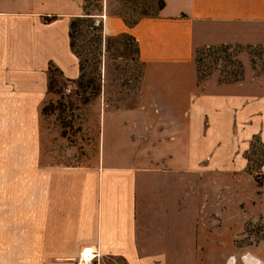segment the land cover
Listing matches in <instances>:
<instances>
[{
  "label": "crops",
  "instance_id": "obj_1",
  "mask_svg": "<svg viewBox=\"0 0 264 264\" xmlns=\"http://www.w3.org/2000/svg\"><path fill=\"white\" fill-rule=\"evenodd\" d=\"M84 3L0 0V171L10 178L0 185V264H78L86 245L98 252L95 264H264V248L235 247L246 217L229 223L226 214L217 225L203 178L225 150L234 189L237 174L247 188L241 200L264 221V179L247 173L246 155L254 139L264 143V71L241 53L242 80L199 82L195 60L202 47L264 48V0H164L158 17L133 27L92 15L105 37L137 40L144 64L137 104L104 111L97 161L40 162L27 173L23 145L36 139L11 136L9 124L23 129L26 112L42 110L51 69L79 77L69 31ZM257 170L264 176V160Z\"/></svg>",
  "mask_w": 264,
  "mask_h": 264
},
{
  "label": "rangeland",
  "instance_id": "obj_2",
  "mask_svg": "<svg viewBox=\"0 0 264 264\" xmlns=\"http://www.w3.org/2000/svg\"><path fill=\"white\" fill-rule=\"evenodd\" d=\"M84 6L86 13L93 16L107 13L117 17L125 16L128 21L135 20L143 14L153 16L158 11L157 0H86ZM95 19L98 20V17ZM91 37L92 34H89L88 30L81 28L77 38L79 55L84 62L85 79L90 83L87 86L86 96L91 99L88 102L84 101L85 94H82L78 86L79 77L75 80L68 79L54 69L49 79V81L52 79L51 89L49 88L42 110L26 112L23 129L19 127L20 130H17L15 126L9 124L11 136L25 135L27 139L29 137L36 139V143L33 140L28 143L29 140H27V143L23 145L27 173L40 162L46 165L76 166L97 161L100 152V126L104 111L128 109L137 104L144 64L137 58L135 43L128 41L127 38L110 37L108 40H103L101 44H95L91 41L93 39ZM218 51L215 53L214 50L205 49L200 54L202 60L198 68L201 78L216 76L223 81L232 78L233 73L240 75L244 70V65L239 59L241 53H249L256 73L264 71V48L262 47L251 49L234 47L227 53ZM86 59L87 62L84 61ZM91 78L96 80L99 87L97 96L94 95L97 86L91 83L89 80ZM0 131L4 130L0 128ZM179 133L180 130L177 129L175 136L178 137ZM178 142L176 140V146ZM222 146L211 145L213 148ZM249 148L246 155L250 170H247V173L255 174L254 179L257 183H261L264 176L256 173L264 160V143L254 139ZM219 153L218 158L211 161L216 169L203 175L204 185H207V190L210 191L208 203L210 206L213 205L212 212L218 210L219 213L217 225L223 226V215L227 214L229 223L238 220L239 216H244L245 222L234 232L235 247L252 251L264 248L263 216L252 213L250 201L241 200L244 194L247 196V188L241 185L243 177L237 174L232 176L233 183L240 184L239 193H237L231 182L232 158L225 150ZM185 160H187L186 163L190 162L189 158ZM143 162L145 163L146 160ZM202 164L206 170L210 166L206 158ZM9 179V173L4 175L0 171V185L5 181L7 183ZM243 182L246 183L244 179ZM237 197L240 199L237 200ZM225 205L227 208L222 209ZM247 214L249 215L246 216Z\"/></svg>",
  "mask_w": 264,
  "mask_h": 264
},
{
  "label": "trees",
  "instance_id": "obj_3",
  "mask_svg": "<svg viewBox=\"0 0 264 264\" xmlns=\"http://www.w3.org/2000/svg\"><path fill=\"white\" fill-rule=\"evenodd\" d=\"M157 7H158L157 14L153 15V16L143 14L139 18L132 20V21H128V19L125 16H120V18L123 19V21L126 23L127 26L133 27V26L137 25L144 18H156V17H158L160 11L164 8V0H157ZM55 18L56 17H51V18H48L46 20L50 21V20H53ZM81 28L85 29V31L88 30L89 34L90 33L92 34L91 38H93V39L91 41L94 42L95 44H101V43H103V40H105V39L108 40L110 37L104 36L103 23L102 22L97 23V20L95 19V17L92 16V14L86 13L85 15L76 17L71 21L70 31H69L70 47H71V50L73 51V53L75 54V56L78 60V64H79L80 75H79L78 86L81 89L82 94L83 95L85 94L84 101L88 102L91 99V97L86 96V94L88 92L87 86L90 83H88V81L85 79L84 65H83L84 62L80 58V55H79V50H78L79 45H78V40H77L79 33L81 31ZM119 37L127 38L128 41H133L135 43L137 58L141 61V59H140V48H139V44H138L137 40L129 34H122V35H119L115 38H119ZM234 47H242V46H239V45H235V46L234 45H220V46L202 47V48L197 49L195 60H196V65H197V74H198L199 82H203V81H205L211 77V76H208V77L204 76L205 78L204 77L201 78L199 75V68H198L199 65L198 64L202 60L200 58V54L203 53V50H205V49L214 50L215 53H218L219 52L218 50H221V51L227 53L228 50H230ZM246 48L251 49L253 47H246ZM84 61L87 62V59ZM53 70L51 69L50 72H53ZM142 76H143V73H142ZM142 76H141V79H142ZM231 76H232V78L226 79L223 81L220 80V82H222V83H233V82H237L239 80H242L243 76H244V70L241 71L240 75H236V73L235 74L233 73V75L231 74ZM89 80L91 81V83L95 84L94 85L95 87L97 86L95 79L91 78ZM51 84H52V79L50 80V83H49L50 89H51ZM98 89H99V87L97 86L96 91H94L95 96L98 95V93H97Z\"/></svg>",
  "mask_w": 264,
  "mask_h": 264
},
{
  "label": "built area",
  "instance_id": "obj_4",
  "mask_svg": "<svg viewBox=\"0 0 264 264\" xmlns=\"http://www.w3.org/2000/svg\"><path fill=\"white\" fill-rule=\"evenodd\" d=\"M98 259V252L92 245L83 246L79 257L78 264H95Z\"/></svg>",
  "mask_w": 264,
  "mask_h": 264
}]
</instances>
